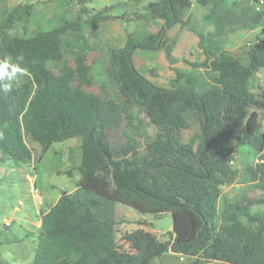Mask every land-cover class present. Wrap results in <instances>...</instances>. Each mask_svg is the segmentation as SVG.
Returning a JSON list of instances; mask_svg holds the SVG:
<instances>
[{
  "label": "trees",
  "instance_id": "trees-1",
  "mask_svg": "<svg viewBox=\"0 0 264 264\" xmlns=\"http://www.w3.org/2000/svg\"><path fill=\"white\" fill-rule=\"evenodd\" d=\"M194 2L208 9L206 21L220 23L217 31L203 34L185 20ZM224 4L150 2L141 16L147 22L144 38L129 34L124 46L113 52L120 98L143 106L162 129L145 155L123 136L128 121L124 108L102 97L91 72L93 53L64 60V34L112 16L96 14L29 38L0 32V59L22 56L29 70L11 92L0 91V162L31 163L34 150L28 141L41 146V161L55 143L81 139L82 195L62 192L44 214L33 264H150L169 252L194 260L192 264H264V87L258 82L253 88L264 74V36L250 48L248 64L224 50L230 33L259 25L252 18L234 17ZM32 9L14 7L0 31L28 20ZM150 19L161 24L152 25ZM177 25L191 32L180 49L178 36L168 38ZM137 49L162 52L170 68L177 51L181 65L212 72L213 84L202 92L194 76L176 70L177 86L161 88L138 71L133 59ZM190 129L199 132L193 145L180 135ZM239 132L257 157L244 173L263 194L250 191L230 202L223 199L222 189L236 182L238 172L226 150L240 139ZM121 203L145 215H172L173 240L161 242L138 229L125 236L133 252L121 250L116 238ZM1 246L0 241V264H6Z\"/></svg>",
  "mask_w": 264,
  "mask_h": 264
},
{
  "label": "rangeland",
  "instance_id": "rangeland-1",
  "mask_svg": "<svg viewBox=\"0 0 264 264\" xmlns=\"http://www.w3.org/2000/svg\"><path fill=\"white\" fill-rule=\"evenodd\" d=\"M157 0H141L131 2L126 0H0V24L5 22L9 12L18 5H31L32 16L28 20L15 22L6 29H1L2 35L11 37H33L40 32L50 31L66 22H86L96 14L112 16L111 19L94 24H85L81 31H68L62 36L65 62H72L81 55L93 53L91 68L95 82L98 84L103 98L116 100L127 115V128L123 133L126 141L137 146L141 155L147 152V146L153 142L162 129L154 125L143 106L128 102L118 94V69L112 65V54L119 50V41L133 34L137 39L144 38L147 22L141 19L146 13V6ZM224 6L229 8L234 17L257 20V28L241 29L230 33L223 46L224 50L248 64V52L260 36H264V2L258 0H225ZM208 9L196 2L187 10L185 20H190L191 26L203 34L215 32L220 27L217 20L206 21ZM122 21L123 32L118 30V22ZM112 21V26L109 22ZM152 25L161 23L150 19ZM187 28L175 26L168 32V38L178 36L179 46L189 42ZM122 37V39H121ZM120 38V39H119ZM157 57L155 58V56ZM138 51L135 64L139 72L146 75L150 81L161 88H174L177 84L176 70H182L196 79V87L206 91L212 86L213 73L201 69L192 70L181 65L180 55L174 56L173 68H165L158 60V54ZM178 57V59H177ZM1 60V59H0ZM260 80V81H259ZM182 83L184 82L181 81ZM260 83L264 87V74L253 83V88ZM254 89V90H255ZM197 130H183L182 141L185 144H195L198 140ZM240 139L226 150L232 161V167L238 172L236 182L223 187V199L236 202L254 191L260 197L263 192L251 183L245 175L247 165L257 163V157L246 141ZM34 150V159L29 164H17L13 161L0 162V241L2 242V259L6 264H33L35 251L41 234L42 217L59 200L62 192H68L74 198H80L82 189L79 186L80 174L78 166L81 163V139L75 138L62 143H55L42 157V148L33 141H28ZM121 215L117 226V243L121 250L133 252L126 235L143 229L150 232L161 242L173 240L169 231L155 226L157 216L142 214L130 206L119 204ZM246 222V221H245ZM194 260L169 252L155 258L150 264H192ZM206 264H227L211 262Z\"/></svg>",
  "mask_w": 264,
  "mask_h": 264
},
{
  "label": "clouds",
  "instance_id": "clouds-1",
  "mask_svg": "<svg viewBox=\"0 0 264 264\" xmlns=\"http://www.w3.org/2000/svg\"><path fill=\"white\" fill-rule=\"evenodd\" d=\"M27 75H29V70L23 66L22 56H17L15 61H11L7 57L0 60V81H8L0 85V91L5 94L11 92L14 84Z\"/></svg>",
  "mask_w": 264,
  "mask_h": 264
},
{
  "label": "crops",
  "instance_id": "crops-1",
  "mask_svg": "<svg viewBox=\"0 0 264 264\" xmlns=\"http://www.w3.org/2000/svg\"><path fill=\"white\" fill-rule=\"evenodd\" d=\"M109 22V21H108ZM105 23V21H103V23H102V25ZM110 23V26H112V21H110L109 22ZM123 24H122V21L121 20H119V22H118V27H119V29L118 30H115L116 32H120V33H122L123 32ZM120 39V38H119ZM121 39H122V37H121ZM119 43L121 44L119 47H123L124 46V44H125V39H123V41H119ZM178 49H180V48H178ZM138 51H144V52H148V54L149 55H151L152 53H157L158 54V60L161 62V65L163 66V67H165V68H170L168 65H167V63H165L164 61H162V59H161V57H162V52H153V51H148V50H142V49H137L136 51H135V53H134V57H133V59H134V63H135V58H136V54H137V52ZM175 53L177 54V56L179 55L178 54V52L177 51H175L174 52V56H176L175 55ZM148 55V56H149ZM156 55V54H155ZM157 57V55L155 56V58ZM177 59H178V57H177ZM136 65V64H135ZM141 73V72H140ZM142 74V73H141ZM144 75V74H143ZM144 76H146V75H144ZM150 80V79H149ZM152 82V81H151Z\"/></svg>",
  "mask_w": 264,
  "mask_h": 264
},
{
  "label": "water",
  "instance_id": "water-1",
  "mask_svg": "<svg viewBox=\"0 0 264 264\" xmlns=\"http://www.w3.org/2000/svg\"><path fill=\"white\" fill-rule=\"evenodd\" d=\"M155 226L159 229L166 231V232L169 231L172 227V229L174 231V227H175L174 217L172 215H167V216L161 217L155 222Z\"/></svg>",
  "mask_w": 264,
  "mask_h": 264
}]
</instances>
